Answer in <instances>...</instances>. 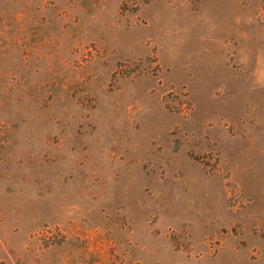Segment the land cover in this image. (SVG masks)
<instances>
[{
    "label": "rangeland",
    "instance_id": "374dc122",
    "mask_svg": "<svg viewBox=\"0 0 264 264\" xmlns=\"http://www.w3.org/2000/svg\"><path fill=\"white\" fill-rule=\"evenodd\" d=\"M0 264H264V0H0Z\"/></svg>",
    "mask_w": 264,
    "mask_h": 264
}]
</instances>
